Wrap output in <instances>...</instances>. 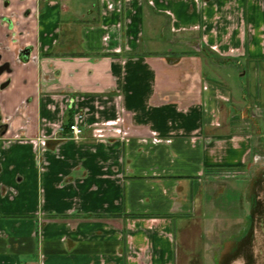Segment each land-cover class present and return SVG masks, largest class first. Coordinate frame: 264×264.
Wrapping results in <instances>:
<instances>
[{"label": "crops", "instance_id": "crops-1", "mask_svg": "<svg viewBox=\"0 0 264 264\" xmlns=\"http://www.w3.org/2000/svg\"><path fill=\"white\" fill-rule=\"evenodd\" d=\"M28 3L0 264H264V0Z\"/></svg>", "mask_w": 264, "mask_h": 264}, {"label": "flooded vegetation", "instance_id": "flooded-vegetation-1", "mask_svg": "<svg viewBox=\"0 0 264 264\" xmlns=\"http://www.w3.org/2000/svg\"><path fill=\"white\" fill-rule=\"evenodd\" d=\"M0 1L3 7L9 8V10H11L9 11V17L0 16V23L1 25L6 24V27L9 30L7 36H9V40L11 44L12 43L15 44L19 42V40L22 38L23 33L21 31L13 32V28L15 26L13 21V16L15 15V12L12 11L13 0H0ZM28 1H30V3H28L29 5L23 9V14L25 16L30 15L33 7H38V3L40 0H21V2H28ZM11 44L8 47V46H4L3 43H0V46H2L4 50L6 51L9 50V60L4 59L3 54L0 52V76L6 75V78L0 82V90H4L5 88L11 85L12 74L14 71V64L16 61L14 59L17 58L18 60L22 61L23 57L27 55L29 49H31L30 47H23L24 49L22 48L23 50H19V53H17L16 50H13ZM0 120H2L1 114H0ZM6 127L7 124L2 122L0 124V133L3 132L6 129Z\"/></svg>", "mask_w": 264, "mask_h": 264}, {"label": "built area", "instance_id": "built-area-1", "mask_svg": "<svg viewBox=\"0 0 264 264\" xmlns=\"http://www.w3.org/2000/svg\"><path fill=\"white\" fill-rule=\"evenodd\" d=\"M70 129L73 131L74 137H79L82 134V128L79 126L78 121L70 125Z\"/></svg>", "mask_w": 264, "mask_h": 264}, {"label": "rangeland", "instance_id": "rangeland-1", "mask_svg": "<svg viewBox=\"0 0 264 264\" xmlns=\"http://www.w3.org/2000/svg\"><path fill=\"white\" fill-rule=\"evenodd\" d=\"M225 234H223V236H224ZM204 243H205V238H204ZM183 247H181V249H180V253H179V255L181 256V253L183 252ZM203 249H204V247H203ZM197 264H201L200 262L199 263H197ZM208 264H213V262L212 261H210V259H208ZM259 264H261V263H259Z\"/></svg>", "mask_w": 264, "mask_h": 264}]
</instances>
